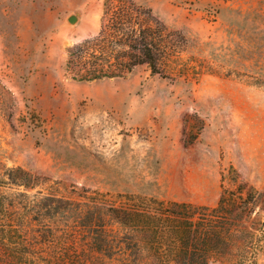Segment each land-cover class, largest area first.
I'll return each mask as SVG.
<instances>
[{"label": "rangeland", "instance_id": "374dc122", "mask_svg": "<svg viewBox=\"0 0 264 264\" xmlns=\"http://www.w3.org/2000/svg\"><path fill=\"white\" fill-rule=\"evenodd\" d=\"M103 1L0 0V171L21 166L74 199L207 206L243 183L263 193L250 224L264 231V0H138L174 32L163 75L144 63L74 80L68 51L100 31ZM261 244L256 264L264 232Z\"/></svg>", "mask_w": 264, "mask_h": 264}, {"label": "trees", "instance_id": "16d2710c", "mask_svg": "<svg viewBox=\"0 0 264 264\" xmlns=\"http://www.w3.org/2000/svg\"><path fill=\"white\" fill-rule=\"evenodd\" d=\"M173 33L138 0H104L100 31L69 49L67 71L94 81L145 63L162 74V58L175 52ZM44 180L21 166L1 168L0 264H140L149 253L175 264L257 263L264 231L250 219L263 193L243 183L207 206L102 192L74 199Z\"/></svg>", "mask_w": 264, "mask_h": 264}, {"label": "water", "instance_id": "95a60500", "mask_svg": "<svg viewBox=\"0 0 264 264\" xmlns=\"http://www.w3.org/2000/svg\"><path fill=\"white\" fill-rule=\"evenodd\" d=\"M69 20H70L71 22H74V21L77 20V16H76V15H72V16L69 18Z\"/></svg>", "mask_w": 264, "mask_h": 264}]
</instances>
